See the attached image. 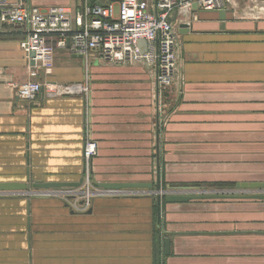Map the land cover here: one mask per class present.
<instances>
[{
    "label": "crops",
    "instance_id": "crops-1",
    "mask_svg": "<svg viewBox=\"0 0 264 264\" xmlns=\"http://www.w3.org/2000/svg\"><path fill=\"white\" fill-rule=\"evenodd\" d=\"M23 1L61 8L73 20L106 0ZM222 11L224 21L221 11L195 6L173 12L179 68L162 102L147 65L87 61L55 48L50 75L41 70L37 80L86 92L41 91L24 100L14 88L29 80L23 31L0 29V183H79L92 141L93 186L153 184L134 198L93 189L86 210L79 195L77 208L0 196V264H264V201L167 203L160 196L157 224V148L165 190L264 183V0Z\"/></svg>",
    "mask_w": 264,
    "mask_h": 264
},
{
    "label": "built area",
    "instance_id": "built-area-1",
    "mask_svg": "<svg viewBox=\"0 0 264 264\" xmlns=\"http://www.w3.org/2000/svg\"><path fill=\"white\" fill-rule=\"evenodd\" d=\"M238 0H154L153 9L148 0H106L86 7L83 13L71 17L61 8L45 11L29 7L23 0H0V29L18 26L24 34L20 50L29 63V80L16 85L18 96L33 100L44 91L49 94H73L85 88L66 86L58 88L51 83H40L37 78L42 70L50 75V62L55 49L67 51L89 61L111 64H145L155 76L158 89L171 87L178 73L179 43L170 17L175 11H191L195 6L203 11H222ZM254 1V0H250ZM117 4V9L115 8ZM54 39V45L50 44ZM144 42V47L140 46ZM55 48V49H54ZM31 55H33L31 57ZM96 145L88 141L84 146V179L81 189L59 192L77 208L74 200L83 197L82 209L90 206V164L96 156ZM108 195H120L121 191H104ZM44 192L43 194H49ZM57 193V192H56ZM42 194V195H43ZM54 195V194H53Z\"/></svg>",
    "mask_w": 264,
    "mask_h": 264
},
{
    "label": "water",
    "instance_id": "water-1",
    "mask_svg": "<svg viewBox=\"0 0 264 264\" xmlns=\"http://www.w3.org/2000/svg\"><path fill=\"white\" fill-rule=\"evenodd\" d=\"M225 11L219 12L220 20L224 21ZM183 28H187L183 26ZM140 46L144 47V42H140ZM33 55H31L32 57ZM157 142H159V121L157 125ZM157 167H156V184L154 194L157 197V208H158V219L157 224H159V208H160V165H159V148H157ZM82 182L71 184V183H42L36 182L32 184H18V183H0V195H9L14 196L16 194H23L26 196H37L42 195L44 192H49L52 190H61V189H71L76 190L82 186ZM98 189L104 191H123V190H148L150 191L153 187V184H141V183H125V184H95ZM235 192L229 193L230 195H225L222 192H194L189 191L186 194H171L165 197L167 203H185L189 201H202V200H254V201H264V183H244L238 184L235 187ZM236 193H243V195L237 196ZM158 243L160 238V231H157ZM170 240L168 238L164 239V255L169 254ZM159 262V259H158Z\"/></svg>",
    "mask_w": 264,
    "mask_h": 264
},
{
    "label": "rangeland",
    "instance_id": "rangeland-1",
    "mask_svg": "<svg viewBox=\"0 0 264 264\" xmlns=\"http://www.w3.org/2000/svg\"><path fill=\"white\" fill-rule=\"evenodd\" d=\"M117 8V7H116ZM124 65H140V64H124ZM173 86V85H172ZM171 86V87H172ZM171 87H169V88H162V89H160L159 90V99H161V102L163 101V99H166V97H167V92L166 91H168L169 89H171ZM162 106V112H163V114L165 113V110H166V106H165V104L163 103V105H161ZM160 110H161V108H160ZM95 145H96V143H95ZM96 149H97V145H96ZM96 156H97V154H96ZM95 156V157H96ZM94 157V158H95ZM93 158V159H94ZM93 161V160H92ZM92 161H91V164H92ZM91 164H90V166H91ZM161 176V175H160ZM161 178V177H160ZM181 188V190H178V189H180ZM182 188H184L185 190H182ZM187 188V189H186ZM81 189V188H80ZM78 190V193H82V194H84V193H86V191H87V189H86V187H84V188H82L81 190ZM93 189H94V191H93ZM88 190H89V192L90 193H99V192H102V190H100V189H97V188H95V186H93V178L91 177V175H90V186H89V188H88ZM62 191H65V189H61V190H52V193L53 192H55V193H53L52 195H51V193H49V194H43V195H37V196H33V197H46V198H48V199H55V200H59V201H61L63 204H65L66 205V207L67 208H70V204H71V202H70V200L69 199H67L66 197H64V195H59V192H62ZM124 192H122V193H120V195H108L109 197H112V196H118V197H125V198H134V197H139V196H144V195H149L148 194V191H145V190H123ZM154 191L155 190H153V193H154ZM171 191V194L173 193V194H180V193H187V192H189V191H196V192H200V191H202V192H219V193H223V194H225V195H230L229 193H231V192H235L236 190H235V187H217V186H210V187H203V186H193V187H180V186H171V187H169V189L168 190H165V186L163 185L162 186V184L160 185V192H161V194L162 195H160V196H162V200H163V198L165 197V196H168L169 195V193H167V192H170ZM51 192V191H50ZM57 192V193H56ZM104 193V192H103ZM102 193V194H103ZM5 194H3V195H0V196H4ZM236 195L237 196H239V195H243V193H236ZM19 196H24V197H28L29 198V196H26V195H23V194H16V195H14L13 197H19ZM142 196V197H143ZM5 197H7V196H5ZM30 197H32V196H30ZM91 200H92V196L90 195V197H89V201H90V204H91ZM252 203H254L255 205L254 206H256V204H258L257 202H252ZM257 207V206H256ZM160 231V230H159ZM160 233H161V231H160ZM159 240H160V238H159ZM161 241V240H160ZM160 241H159V243H160Z\"/></svg>",
    "mask_w": 264,
    "mask_h": 264
},
{
    "label": "trees",
    "instance_id": "trees-1",
    "mask_svg": "<svg viewBox=\"0 0 264 264\" xmlns=\"http://www.w3.org/2000/svg\"><path fill=\"white\" fill-rule=\"evenodd\" d=\"M217 187H221V186H217Z\"/></svg>",
    "mask_w": 264,
    "mask_h": 264
}]
</instances>
